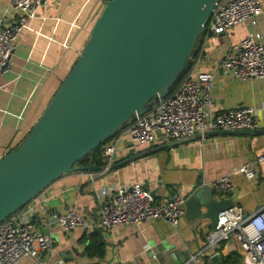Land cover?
<instances>
[{
    "label": "crops",
    "instance_id": "crops-1",
    "mask_svg": "<svg viewBox=\"0 0 264 264\" xmlns=\"http://www.w3.org/2000/svg\"><path fill=\"white\" fill-rule=\"evenodd\" d=\"M107 0H44L27 29L18 37L10 59V68L0 78V159L15 150L37 123L51 98L81 55L104 3ZM12 0H0V24H11ZM263 13L257 25H239L225 35L202 39L191 58L188 72H212L215 77L211 109L224 110L250 107L257 111V121L264 129V81H235L217 72V63L226 48L241 43L249 35L264 36ZM187 72V73H188ZM128 146L122 149L113 166L145 154L132 163L111 172L97 170L67 173L38 195L44 213L36 214L35 225L50 236L52 250L44 254L41 264H211L214 255L224 258L240 252L234 242L208 248L205 236L213 228L208 220L194 224L183 218L176 228L160 221H143L138 225L115 227L103 233L105 254L102 259L85 256L83 230L62 233L53 218L69 211L83 213L95 220L101 203L98 194L105 189L143 184L155 199L167 200L176 191L188 197L195 187L208 185L224 176L231 179V193L215 195L216 200L230 199L245 214L264 207V164H255L256 179L248 181L235 174L244 164L264 154V136L196 137L180 146L170 144ZM86 167V166H85ZM89 167V166H87ZM149 248V250H148ZM177 253V255H175ZM173 256V260L170 258ZM199 257L200 262L191 261ZM188 257V258H187ZM23 259L18 264H39ZM235 264L238 261L234 262Z\"/></svg>",
    "mask_w": 264,
    "mask_h": 264
},
{
    "label": "water",
    "instance_id": "water-1",
    "mask_svg": "<svg viewBox=\"0 0 264 264\" xmlns=\"http://www.w3.org/2000/svg\"><path fill=\"white\" fill-rule=\"evenodd\" d=\"M219 1L104 3L81 55L40 119L23 142L0 159V223L171 94L187 74L204 37L203 25ZM224 136H264V129L214 131L204 138ZM195 139L183 138L170 147ZM155 152L132 157L108 172ZM215 195L208 185L195 187L187 197L185 220H208L214 229L219 214L235 206ZM210 263L221 264L220 256H212Z\"/></svg>",
    "mask_w": 264,
    "mask_h": 264
},
{
    "label": "built area",
    "instance_id": "built-area-1",
    "mask_svg": "<svg viewBox=\"0 0 264 264\" xmlns=\"http://www.w3.org/2000/svg\"><path fill=\"white\" fill-rule=\"evenodd\" d=\"M43 4L44 0H12L9 11L15 20L11 24H0V78L10 68L18 37ZM262 13L261 0H220L203 25V39L225 35L239 25L255 27ZM216 68L217 72L235 81H264V36L249 35L247 40L229 45ZM216 76L212 72H188L169 96L160 99L144 115L136 116L107 141L99 156L102 172L107 173L118 153L131 145L178 141L191 136L204 138L206 133L214 131L260 130L257 111L253 108L212 111ZM255 164H264V154L242 165L235 174L243 175L248 181L255 180ZM210 188L216 195L231 193L234 189L228 176L213 181ZM98 197L101 203L95 220L69 211L53 218L51 223L66 234L93 227L105 233L115 227L138 225L143 221H160L176 228L185 216L187 201L178 191L167 200L157 201L140 183L105 189ZM44 209V203L36 197L0 223V264H18L23 259L38 262L52 250L50 236L41 232L34 221L35 215L44 213ZM205 242L208 248L234 242L241 264H264V207L252 214H245L238 206L220 213L216 227L205 236ZM191 261L199 263L200 259L195 256Z\"/></svg>",
    "mask_w": 264,
    "mask_h": 264
},
{
    "label": "trees",
    "instance_id": "trees-1",
    "mask_svg": "<svg viewBox=\"0 0 264 264\" xmlns=\"http://www.w3.org/2000/svg\"><path fill=\"white\" fill-rule=\"evenodd\" d=\"M107 143V141L101 144L95 151L89 154L84 160L79 162L74 168L78 169L81 167H101V162L99 156L102 152L103 146ZM86 246H85V256L90 260H99L104 257L105 254V242L103 238V232L96 227L90 229L89 233H87L84 238ZM231 260H235L234 262L238 261L241 262V257L238 253L233 252L228 257L224 258V262L228 263ZM233 262V264H235Z\"/></svg>",
    "mask_w": 264,
    "mask_h": 264
}]
</instances>
